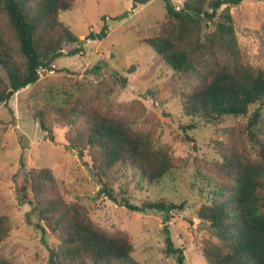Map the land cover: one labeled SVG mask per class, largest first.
Listing matches in <instances>:
<instances>
[{
  "label": "trees",
  "instance_id": "16d2710c",
  "mask_svg": "<svg viewBox=\"0 0 264 264\" xmlns=\"http://www.w3.org/2000/svg\"><path fill=\"white\" fill-rule=\"evenodd\" d=\"M75 1L0 0V105L37 84L41 69L53 70L60 57L81 51L83 40L60 19ZM244 1L185 0L177 9L164 0V18L152 23L145 40L183 79L181 117L190 121L182 126L188 140L194 141L187 132L199 122L213 125L218 137L210 141L215 156L199 164L205 202L198 210V227L210 235L202 241L207 264H264V66H255L239 47L230 9ZM204 26L210 32L204 34ZM42 97L33 117L48 139L57 143L54 128L66 126V142L57 145L77 154L100 195L132 211L159 212L166 224V253L184 264V249L175 247L168 228L183 204L135 203L122 182L132 170L142 182L159 184L179 167L171 146L155 137L150 117L141 111L112 112L103 98L89 100L85 93L68 94L59 102L54 93ZM228 117L246 121L219 127ZM20 170L14 180L18 200L37 217L33 226L59 242L50 264H139L131 235L107 231L80 199L66 200L51 168L27 169L23 159ZM11 228L9 218L0 215V243ZM0 264L13 262L0 256Z\"/></svg>",
  "mask_w": 264,
  "mask_h": 264
},
{
  "label": "rangeland",
  "instance_id": "374dc122",
  "mask_svg": "<svg viewBox=\"0 0 264 264\" xmlns=\"http://www.w3.org/2000/svg\"><path fill=\"white\" fill-rule=\"evenodd\" d=\"M170 1L179 9L185 0ZM230 12L241 51L255 66H264V1L247 0ZM165 13L164 0H76L71 10L61 14V21L83 40L81 51L60 57L53 70L41 69L37 84L17 92L8 105H0V215L7 216L12 226L0 243V256L13 264H50V253L59 243L51 233L43 236L33 226L37 217L29 204L17 198L14 180L23 171L24 159L27 169L51 168L66 200L80 199L104 229L126 230L139 264H177L175 256L166 253L163 216L156 211H132L100 195L99 184L77 154L57 145L66 142L67 127L54 128L57 143H52L33 117L34 108L44 99L40 94L54 93L59 102L68 94L85 93L89 100L103 98L112 112H143L150 117L158 141L171 146L179 167L161 183H144L132 170L122 182L129 186L135 203L146 199L182 203L183 209L174 211L168 223L170 238L175 247L184 249V264H207L202 241L210 235L198 227V210L205 202L199 164L215 156L210 141L218 137L213 125L202 122L187 132L192 142L182 129L190 123L181 117L183 79L145 42L152 23ZM210 30L204 26L203 33ZM237 121L246 118L228 117L219 127ZM213 185L214 181L208 189Z\"/></svg>",
  "mask_w": 264,
  "mask_h": 264
}]
</instances>
